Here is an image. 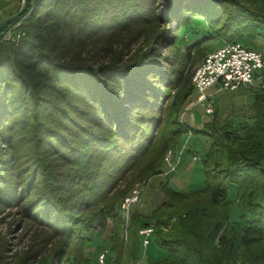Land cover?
<instances>
[{
    "label": "trees",
    "instance_id": "16d2710c",
    "mask_svg": "<svg viewBox=\"0 0 264 264\" xmlns=\"http://www.w3.org/2000/svg\"><path fill=\"white\" fill-rule=\"evenodd\" d=\"M261 1L162 0L159 11L154 0H32L0 32L28 16L18 39L0 44V205L19 206L23 195L30 197L26 210L64 239L56 249L60 264L67 253L77 259V249L107 217L116 230L113 264L138 263V230L150 224L152 241L165 254L147 264H264V91L250 93L253 123L236 129L214 110L206 123L215 131L203 158L206 187L182 192L162 183L164 200L142 224V215L133 214L125 243L115 206L120 196L113 192L150 150L157 151L141 177L162 173L163 156L186 132L177 115L194 88L190 82L178 93L176 116H162L171 90L184 82L172 66L178 57L159 54L165 35L149 33L135 49V36L103 41L119 30L159 19L188 23L203 13L215 27L213 39L242 43L264 28ZM192 48L183 57L191 59ZM160 130L166 138L158 141ZM22 143L34 167L26 185L14 152ZM232 189L244 209L237 222L226 201Z\"/></svg>",
    "mask_w": 264,
    "mask_h": 264
},
{
    "label": "rangeland",
    "instance_id": "374dc122",
    "mask_svg": "<svg viewBox=\"0 0 264 264\" xmlns=\"http://www.w3.org/2000/svg\"><path fill=\"white\" fill-rule=\"evenodd\" d=\"M34 2V0H33ZM262 2L259 0V3ZM22 3V0H20ZM159 11L162 10V0H154ZM19 5V0H0V17L13 11ZM21 6V4H20ZM19 6V8H20ZM18 8V9H19ZM17 9V10H18ZM16 10V11H17ZM15 11V12H16ZM194 14V13H193ZM25 16L16 24L10 26L6 32L7 41L16 40L19 37L20 26L26 19ZM187 19L189 17H186ZM186 19V20H187ZM167 21L159 19L153 26L144 25L137 27L134 30H119L114 32L111 36L105 38L109 43L114 40L126 38L128 36H135L137 40L133 44V49L140 46L144 37L151 33L154 35H165V40L159 42L160 52L162 56L174 55L177 56V63L172 65L176 69H180L184 82L177 88L170 92L169 98L164 104L162 116H176L178 102V93L184 88L188 90L191 82L192 74L196 66L202 59L211 51L219 48L227 40L224 38L213 39L210 35L214 34L215 27L211 25V19L203 13L191 15V20L188 23ZM221 22L217 27L221 26ZM211 32V33H210ZM3 35L0 37V44ZM113 40V41H111ZM242 44L252 49H256L264 54V28L261 34L252 38L241 40ZM107 44V43H105ZM117 44V43H114ZM113 44V45H114ZM198 44L197 47L195 45ZM189 47L192 48L191 59L183 57ZM197 99V94L194 92L192 96L182 104L179 116L182 122V128L185 133L181 136L180 141L176 140L172 147L162 158L161 171L162 173L147 178L141 177L142 170L146 167L148 160L151 159L153 153L157 150H150L143 159H141L138 166L128 173L125 179L120 181L116 186L113 195L119 194L120 198L116 203V210L120 212V204L122 199L127 196L132 189L139 187L142 189L141 201L132 207V215L129 221H125L122 217V234L124 242H128L131 237V230L134 226L133 214H141L142 218L140 224L144 223L149 218L153 211L160 206L164 200L162 191V183H168L171 187L182 192H195L206 187L203 158L206 151L211 145L210 137H214L215 131L209 129L206 123L213 120L214 115H206L207 102L197 103L190 109H187L191 101ZM253 102L252 95L246 92L243 88L238 91H222L216 94L213 98V108L220 118V122H227L233 128H239L243 122L253 123L251 105ZM167 119V117H166ZM206 134V135H204ZM158 141L164 140L165 131L160 130ZM27 145L22 143L15 149V159L17 160L16 171L21 177L24 184L32 176L33 165L29 163L26 153ZM172 152L170 161H166V156ZM170 162L171 164H169ZM175 166V170H172ZM38 183V181H37ZM35 188H31V193L35 192ZM30 192V191H29ZM28 192V193H29ZM27 193V194H28ZM111 196V197H112ZM236 190L232 189L226 200L229 203L230 221L237 222L240 220L244 209L236 199ZM23 195V199L19 206L16 203L13 206L0 205V251L5 254V264H57L60 260L56 258V249L59 242H62L63 237L55 235L50 230L47 223L34 214L26 210L29 202L32 201L30 197ZM261 202L264 204V195L261 197ZM100 205L90 214L101 208ZM104 210V209H103ZM102 213H98L97 218ZM116 230L112 220L107 217L105 225L98 227L93 233L90 242L77 249L78 258L75 255L71 256L67 253L63 258L62 264H113L117 256L116 251L113 250L115 243ZM84 256L82 258V255ZM105 254L104 262H101L100 256ZM165 253L161 251L156 243L152 241L147 247H142V252L137 264H147L148 259H159ZM84 260H86L84 262ZM132 264V260L128 263ZM241 264V263H240Z\"/></svg>",
    "mask_w": 264,
    "mask_h": 264
},
{
    "label": "built area",
    "instance_id": "2783aa9c",
    "mask_svg": "<svg viewBox=\"0 0 264 264\" xmlns=\"http://www.w3.org/2000/svg\"><path fill=\"white\" fill-rule=\"evenodd\" d=\"M6 32L3 40H6ZM192 86L197 94V99L191 101L187 109L197 103L207 102L206 115L214 113L213 98L222 91H238L244 89L253 93L264 91V54L240 42L225 43L221 47L208 53L196 66L192 76ZM170 151L166 161L172 156ZM171 164L170 162H168ZM175 170V166H172ZM142 189L136 187L127 195L121 204V217L129 221L132 207L141 201ZM155 234L153 224L142 226L138 230L143 247L152 243ZM105 254L100 260L104 262Z\"/></svg>",
    "mask_w": 264,
    "mask_h": 264
},
{
    "label": "water",
    "instance_id": "95a60500",
    "mask_svg": "<svg viewBox=\"0 0 264 264\" xmlns=\"http://www.w3.org/2000/svg\"><path fill=\"white\" fill-rule=\"evenodd\" d=\"M31 5L32 0H22L20 8L16 12L0 20V32L23 16Z\"/></svg>",
    "mask_w": 264,
    "mask_h": 264
},
{
    "label": "crops",
    "instance_id": "0c3cea01",
    "mask_svg": "<svg viewBox=\"0 0 264 264\" xmlns=\"http://www.w3.org/2000/svg\"><path fill=\"white\" fill-rule=\"evenodd\" d=\"M19 4H20V0H19Z\"/></svg>",
    "mask_w": 264,
    "mask_h": 264
}]
</instances>
